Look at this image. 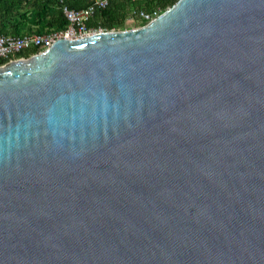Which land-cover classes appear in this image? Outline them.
I'll return each mask as SVG.
<instances>
[{
  "label": "water",
  "instance_id": "water-1",
  "mask_svg": "<svg viewBox=\"0 0 264 264\" xmlns=\"http://www.w3.org/2000/svg\"><path fill=\"white\" fill-rule=\"evenodd\" d=\"M0 264H264V0L0 65Z\"/></svg>",
  "mask_w": 264,
  "mask_h": 264
},
{
  "label": "trees",
  "instance_id": "trees-1",
  "mask_svg": "<svg viewBox=\"0 0 264 264\" xmlns=\"http://www.w3.org/2000/svg\"><path fill=\"white\" fill-rule=\"evenodd\" d=\"M93 0H0V35H23L26 33H42L50 29H63L67 20L63 6L80 9ZM176 0H130L112 1L105 9L99 10L87 22L88 27H113L121 23L130 8H141L162 11ZM39 48H29L17 53V56H29ZM6 60L0 58V64Z\"/></svg>",
  "mask_w": 264,
  "mask_h": 264
},
{
  "label": "built area",
  "instance_id": "built-area-1",
  "mask_svg": "<svg viewBox=\"0 0 264 264\" xmlns=\"http://www.w3.org/2000/svg\"><path fill=\"white\" fill-rule=\"evenodd\" d=\"M112 1L115 0H93L87 6L80 9H71L63 6V13L67 20V24L63 29H50L42 33L32 32L23 35L1 34L0 58L7 62L23 57L17 56V53L22 50L39 48L38 51H40L50 46L58 38H78L95 33L100 26L88 27L87 22L92 19L96 12L105 9ZM130 1L135 2L138 0ZM128 13L147 23L161 12L157 8H154L152 11H145L141 8H130L128 9Z\"/></svg>",
  "mask_w": 264,
  "mask_h": 264
},
{
  "label": "rangeland",
  "instance_id": "rangeland-1",
  "mask_svg": "<svg viewBox=\"0 0 264 264\" xmlns=\"http://www.w3.org/2000/svg\"><path fill=\"white\" fill-rule=\"evenodd\" d=\"M165 9H163V10H165ZM162 11H160V12H162ZM144 24H145V22H142L138 17H133L132 15L127 13L125 18L123 19V21L121 23H118V24L114 25L113 27H108V28L100 26L99 29H97L95 32L134 29V28H137V27L144 25Z\"/></svg>",
  "mask_w": 264,
  "mask_h": 264
},
{
  "label": "crops",
  "instance_id": "crops-1",
  "mask_svg": "<svg viewBox=\"0 0 264 264\" xmlns=\"http://www.w3.org/2000/svg\"><path fill=\"white\" fill-rule=\"evenodd\" d=\"M1 65V64H0Z\"/></svg>",
  "mask_w": 264,
  "mask_h": 264
}]
</instances>
